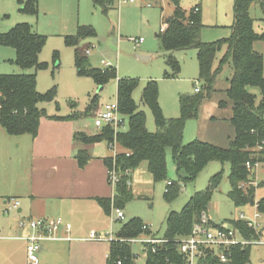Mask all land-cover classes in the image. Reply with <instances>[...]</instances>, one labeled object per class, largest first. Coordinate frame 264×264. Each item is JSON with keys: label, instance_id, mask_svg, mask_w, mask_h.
Wrapping results in <instances>:
<instances>
[{"label": "trees", "instance_id": "1", "mask_svg": "<svg viewBox=\"0 0 264 264\" xmlns=\"http://www.w3.org/2000/svg\"><path fill=\"white\" fill-rule=\"evenodd\" d=\"M100 4L103 10L113 0H93ZM173 10L170 16L163 21L165 28L159 31L157 37L163 49L169 52L166 55V65L171 74L179 70V65L171 52L194 48L198 66V80L203 83L204 91L199 88L193 94H181L178 98L179 116L165 118L157 101V83L147 80L140 96L142 104L152 112L156 130L149 132L145 126V113L138 109L132 98V91L136 88V80L117 78L115 68L90 67L83 54L74 51V60L79 74L91 76L97 85L102 86L108 80L116 79V101L120 113L127 117V128L115 131L111 126L101 127L96 133L87 135L77 132L75 142L84 147L79 148L75 158L79 166H84L90 159L89 146L101 141L115 143L118 152L115 156H106L103 161L106 167L113 168L119 176L114 186V196L109 200L101 199L105 210L121 209L123 203L132 198L130 173L142 162L146 163L147 170L153 180L166 179L167 149L171 151V159L176 171H182L183 177L179 181L186 183L193 181L201 169L209 161L227 162L229 164L228 181L230 189L227 196L235 206L253 205L256 186L250 183L246 188L239 185L249 176L245 166L246 161L251 165L264 164V73L263 56L253 47L255 41L264 40V31L256 32L254 20L248 11L253 2H259L264 25V0H236L233 6V22L228 37L205 42L200 38L203 28L200 7L194 6L185 10L179 0H171ZM18 11L22 14L37 15L38 0H17ZM95 31L89 25H78L74 35H66V45L76 46L78 41L85 37L94 36ZM45 36L36 32L27 22H19L6 32H0V46L10 47L15 52L14 63L20 68V73H0V125L10 135L29 134L36 136L42 117L56 120L76 119L79 114L70 113L64 116L47 115L39 103L55 102V87L44 93L36 89V70L46 66L39 61V53L45 43ZM222 48L225 51L213 67L216 53ZM225 63H230L232 75L226 94L231 103L229 122L234 130L233 138L227 147L216 146L212 143L192 140L183 143L182 134L185 121L196 116L201 101L211 90L213 80ZM33 69V72L28 70ZM169 75V74H167ZM255 87L259 90V98L249 90ZM97 95L91 98L84 109L88 113L96 106ZM222 106V103H220ZM127 172V173H126ZM221 172H217L209 181L208 186L195 192L184 204L180 211L168 212L165 219V229L162 239L165 242L155 245L154 251L147 250L145 264H183V257L177 251L174 239L190 234L194 224L199 222L202 213L207 214V204L210 202L212 191L219 183ZM168 182V181H167ZM170 182V181H169ZM179 184H166L164 197L167 201L173 199L178 191ZM258 210L264 212V197L258 200ZM233 229L245 238H256L258 234L246 226L245 221L238 218L230 221ZM142 221L130 218L121 222L116 232L117 238L137 237L151 234L150 230L143 231ZM107 264H134L135 254L131 243L112 240L109 243ZM251 245H236L227 249L230 259L220 262L213 255L206 256L207 264H245L249 260Z\"/></svg>", "mask_w": 264, "mask_h": 264}, {"label": "rangeland", "instance_id": "2", "mask_svg": "<svg viewBox=\"0 0 264 264\" xmlns=\"http://www.w3.org/2000/svg\"><path fill=\"white\" fill-rule=\"evenodd\" d=\"M0 1L1 16L5 14L3 20L0 19V32H6L16 23L27 22L36 32L46 37L38 56L39 61L46 66L36 70V89L44 93L54 86L56 97L55 102L39 103L38 106L43 108L47 115H67L71 112L79 114L75 122L80 127L78 126L76 130L84 131L87 135L97 132V127L93 125V116L98 106L115 100L116 79L112 78L99 86L91 76L79 74L74 60L75 50L85 55L90 67L103 68L101 64L103 60L115 68L117 78L136 80L137 85L132 91V98L138 109L144 111L145 126L149 132H154L156 125L151 110L140 100L147 80H154L157 83V101L165 118L179 116V95L195 93V86L204 91L203 83L198 80L199 71L194 48L171 52L179 65L175 75L171 74L170 68L166 65L165 58L169 52L163 49L157 34L163 21L172 13L171 0H134L133 3L113 0L107 5L106 10H103L100 4H95L93 0H38L37 15L18 12L17 0ZM235 1L179 0V3L186 10L195 4L199 5L203 24L200 38L202 41L210 42L230 35ZM248 13L254 20L255 31H264L259 2H253ZM78 25L91 26L95 35L80 39L76 46L66 45L64 37L74 35ZM140 37L143 40L136 45L134 39ZM86 49H89L88 54H85ZM254 49L263 56L264 72V40L255 41ZM224 51L225 48H222L216 53L213 67L218 66ZM137 55L148 56V59L138 58ZM13 59L14 50L0 46L1 74L21 72ZM33 71V69L28 70V72ZM231 75V64L225 63L216 74L209 95L199 104L196 116L185 121L183 143L199 140L220 147L228 146L234 135L233 127L229 122L231 103L226 94ZM249 90L257 95V99L259 98L258 88L249 87ZM95 95H97L96 106H93L88 113H84L85 107ZM220 103H222L221 107L218 106ZM125 126L127 127V119ZM11 139L16 144L18 138L13 136ZM22 146L20 143L16 155L11 153V156L4 155L0 149V175H12L18 182L26 178L31 158L29 147L26 149ZM94 151L108 155L111 153L105 141L95 144ZM166 153V179L153 180L146 163L142 162L132 172L130 185L132 198L121 207L123 219L121 221L116 219L115 210L112 209L110 230L101 233V240L93 241L107 247L110 234L115 236L121 222L130 218H137L149 225L152 232L149 235L152 237L162 238L168 212L180 211L195 192L208 186L210 179L217 172H221V177L210 196V207L207 209L210 221L233 229L230 221L239 218L240 214L253 219L254 213L257 212L255 205L235 206L227 196L230 189L227 162L209 161L193 181L182 183L179 179L184 173L176 171L171 159V151L167 149ZM248 172V179L242 182L241 186L246 188L250 183L256 186L253 198L255 202L264 197V164L257 163ZM167 181L180 186L177 195L170 201L164 197ZM256 221L261 223L257 226L261 231L257 241L261 242L251 244L249 260L245 264H264V215ZM131 248L135 254L134 264H145L141 243H132ZM102 258L103 262H106L103 255Z\"/></svg>", "mask_w": 264, "mask_h": 264}, {"label": "crops", "instance_id": "3", "mask_svg": "<svg viewBox=\"0 0 264 264\" xmlns=\"http://www.w3.org/2000/svg\"><path fill=\"white\" fill-rule=\"evenodd\" d=\"M3 15L0 9L1 20L5 17ZM75 120L42 117L34 137L10 135L0 125L1 152L6 156L16 155L21 143L23 148L29 147L31 158L29 173L21 182L12 175H0V264H107L109 241L107 247L100 245L93 241L97 239H92L90 233L101 235L111 226L113 208L105 210L100 200L111 201L114 196V187L107 181L108 168L103 161L112 152L109 155L95 152L94 146L98 143L85 146L90 159L84 166H79L75 154L84 146L75 142L74 135L84 131L76 130L80 125ZM13 136L18 138L16 144L11 139ZM12 198L19 201L15 209L9 208ZM52 217L62 220L56 238L40 240L36 261L31 262L27 257L25 239L31 230L20 227L18 222ZM66 224H69L68 231ZM256 233L259 234L254 239L258 240L261 231ZM102 255L106 262H103Z\"/></svg>", "mask_w": 264, "mask_h": 264}, {"label": "built area", "instance_id": "4", "mask_svg": "<svg viewBox=\"0 0 264 264\" xmlns=\"http://www.w3.org/2000/svg\"><path fill=\"white\" fill-rule=\"evenodd\" d=\"M124 2H133V0H123ZM150 5V3H147ZM165 24L160 27V31L164 30ZM142 38L134 39L136 45H139L142 42ZM85 53H89V49L85 50ZM101 64L103 68L111 66L106 61L101 60ZM194 91L198 92L199 87L195 86ZM127 117L120 113L118 104L116 99L111 102L103 103L94 113L93 116V125L100 129L104 126H111L115 131L125 130L127 127L125 126V121ZM108 148L112 152V156H115L118 152L115 143H109ZM257 165V163L255 164ZM246 168L249 170L253 167L249 161L245 163ZM127 173V172H126ZM119 176L117 175V171H115L114 167L109 168L107 170V181L109 184L115 186L118 182ZM126 184L130 185V180H126ZM170 182H167V185ZM239 187H242L241 184ZM253 205L256 207V213L253 215V219L245 217L243 214H240L238 219L245 221L246 226L252 230H256L258 232L257 226L261 223L256 221L257 218L264 215V212L258 210V201L253 202ZM19 206V201L12 198L10 199L9 208H17ZM116 219L121 221L123 219L124 214L121 209H114ZM20 227H28L31 230V233L25 237L27 244H26V253L28 260L31 262L36 261V255L39 248V241L43 239H55L56 238V231L62 225V220L60 217H52V218H38V219H30L27 221L20 220L18 222ZM66 231L69 230V224L65 225ZM143 231L150 230L149 225L144 224L142 225ZM90 237L92 239L101 240L102 237L96 234L95 232L90 233ZM117 240L120 242L126 243H141L142 249L144 251V256H146L147 250L154 251L157 244H161L165 242L162 238H155L149 234H142L137 237H130V238H123L116 236L108 237V241ZM177 251L183 257V264H207L206 256L210 252L215 258H217L220 262H226L230 259V251L227 249L236 245H251L254 242H261L257 241L256 239L252 238H245L238 233V231L226 228L221 225L213 224L208 214L202 213L200 216L199 222L193 225L191 232L189 235L176 238L173 240ZM117 264H120V261H117Z\"/></svg>", "mask_w": 264, "mask_h": 264}, {"label": "water", "instance_id": "5", "mask_svg": "<svg viewBox=\"0 0 264 264\" xmlns=\"http://www.w3.org/2000/svg\"><path fill=\"white\" fill-rule=\"evenodd\" d=\"M137 56H138V58H141V59H148V56H145V55H137ZM209 207H210V204L208 203L207 209H209Z\"/></svg>", "mask_w": 264, "mask_h": 264}]
</instances>
